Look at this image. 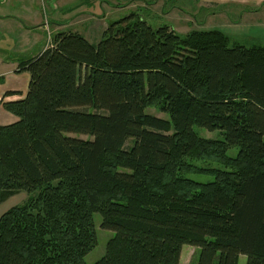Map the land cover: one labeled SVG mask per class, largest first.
<instances>
[{
  "label": "trees",
  "instance_id": "obj_1",
  "mask_svg": "<svg viewBox=\"0 0 264 264\" xmlns=\"http://www.w3.org/2000/svg\"><path fill=\"white\" fill-rule=\"evenodd\" d=\"M17 73L30 80L2 104L18 121L0 125V205L29 198L0 217V264H85L96 213L115 235L95 264H180L185 245L197 264H264V46L133 13L97 44L54 33Z\"/></svg>",
  "mask_w": 264,
  "mask_h": 264
},
{
  "label": "rangeland",
  "instance_id": "obj_2",
  "mask_svg": "<svg viewBox=\"0 0 264 264\" xmlns=\"http://www.w3.org/2000/svg\"><path fill=\"white\" fill-rule=\"evenodd\" d=\"M53 6L50 0H0V58H6V63L13 64L38 54L48 47L54 35L53 28L60 23H64L63 30L80 33L97 44L110 24L133 13L140 15L154 29L169 25L180 36H186L193 30H220L230 37L231 48L264 46V11L257 15L238 8L236 13L214 17L206 12H196L199 7L194 0H60L55 8ZM6 72L5 66L0 65V74ZM146 113L169 119L157 108H148ZM195 131L205 139L223 138L219 131L200 127H195ZM237 154L238 148L228 151L232 158ZM191 163L205 169L221 167L203 160ZM185 177L200 183L214 181L209 174L190 173ZM20 193L0 205V217L9 209L26 203L29 195ZM94 221L98 244L84 258L85 264L101 260L106 254L108 241L115 235L101 228L100 213L94 215ZM199 255L197 248L185 245L180 264H197ZM247 262V256H240L238 264Z\"/></svg>",
  "mask_w": 264,
  "mask_h": 264
},
{
  "label": "crops",
  "instance_id": "obj_3",
  "mask_svg": "<svg viewBox=\"0 0 264 264\" xmlns=\"http://www.w3.org/2000/svg\"><path fill=\"white\" fill-rule=\"evenodd\" d=\"M51 4L57 5L60 0H50ZM167 1V0H166ZM195 4L199 7L196 12H206L208 15L215 17L219 15H227L238 12L236 9L242 8L245 13H255L257 15L264 11V0H194ZM236 11V12H235ZM2 19V18H0ZM261 21V20H260ZM65 27L62 25L55 24L53 32L63 30ZM48 29V28H47ZM46 48L38 52V54L30 57H36L42 53ZM28 58V59H30ZM27 60V59H26ZM17 63H6V58L3 60L0 58V65H4L6 73L0 74V125H10L18 121V118L4 109L3 103L14 102L22 100L28 91V84L30 75L28 73H17ZM13 92L17 94L9 95L8 93ZM22 193L15 195L11 198L17 197ZM10 198V199H11ZM9 200V199H8ZM7 200V201H8Z\"/></svg>",
  "mask_w": 264,
  "mask_h": 264
},
{
  "label": "built area",
  "instance_id": "obj_4",
  "mask_svg": "<svg viewBox=\"0 0 264 264\" xmlns=\"http://www.w3.org/2000/svg\"><path fill=\"white\" fill-rule=\"evenodd\" d=\"M50 43H51V38H50ZM50 43H49V44H50ZM48 46H49V45H48Z\"/></svg>",
  "mask_w": 264,
  "mask_h": 264
}]
</instances>
